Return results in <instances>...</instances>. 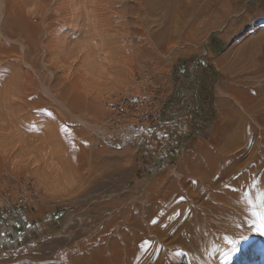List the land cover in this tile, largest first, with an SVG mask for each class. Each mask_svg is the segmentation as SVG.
Listing matches in <instances>:
<instances>
[{"label":"rangeland","instance_id":"374dc122","mask_svg":"<svg viewBox=\"0 0 264 264\" xmlns=\"http://www.w3.org/2000/svg\"><path fill=\"white\" fill-rule=\"evenodd\" d=\"M137 1L116 2L123 11L126 8V15L116 4L115 12L120 10L118 13L130 22H119L122 16L114 15L113 20L118 19L113 24L116 35V30L122 29L119 39L110 40L115 34L110 30L106 36L99 34V42L102 46L108 44L112 51L115 48L116 53L128 51L130 84L145 64L152 68L164 92L153 94L157 98L152 99L150 107L142 103L141 121L119 119L111 125L104 120L110 103L119 94L98 104L85 98L63 73L41 67L40 52L48 43V36L53 38L48 47L63 45L83 30L85 19L74 16L59 20L55 18L56 12L48 23L31 22V27L29 22H23L25 30L22 22H3L5 16L12 18V8L18 2L4 0V11L0 12V80L15 72L29 78L27 94L8 105L4 115L28 138L56 144L57 160L74 167L81 179L71 190L49 193L37 184L40 167L13 172L10 162L0 159V264L95 263L102 249L110 250L114 241L122 239L124 221L130 225L126 226L130 231L144 229L152 239L154 235L147 226L159 214L152 203L174 190L172 205L166 206L159 221L184 209L186 220L173 235L162 237L161 245L146 258V264H264V232L248 227L256 228L257 221L253 206L245 201H250L248 195H252L253 189L244 194V201L239 204L242 216L238 220L229 217L223 208L215 207L210 195L196 202L192 196L199 166L203 164L198 173L204 174L206 169L208 172L209 163L214 160V147L222 148L225 142L221 139L234 140L239 134L243 142L232 146L233 149L227 148L223 154L229 158L241 148L245 151L238 163L229 166L228 181L236 177L248 183L264 181V166L253 168L257 157L264 159V0H226L229 15L222 22V36L206 35L203 28L208 23L203 18L210 16L207 6L213 7L218 0H165L158 10L143 9L141 5L132 10ZM186 7L195 8L196 13L181 27V13ZM129 26L135 30L130 31ZM160 28L175 33L171 40L165 37L157 45L153 33ZM13 30L22 32L19 43L16 37H10ZM193 33L205 35L202 45L195 37L198 34ZM124 37H130L131 42L127 39L129 44L126 43ZM210 40L221 42L217 53L210 50ZM195 60L200 63L194 68V75L189 76L185 65ZM206 62L215 63L211 80L204 78L202 68L207 66ZM143 90L135 87L132 94L141 96L140 100L147 99L150 94ZM61 125L67 131H61ZM219 140L222 147L214 146ZM81 141H87V146ZM118 144L121 146L117 147ZM219 159L222 162L224 158ZM227 163L232 165L231 161ZM261 193L264 186L256 195ZM196 218L201 219L199 233L193 225ZM230 226L240 227L238 234L243 239L229 240ZM218 249V257L211 255ZM178 250V256L168 255Z\"/></svg>","mask_w":264,"mask_h":264},{"label":"clouds","instance_id":"9594fccd","mask_svg":"<svg viewBox=\"0 0 264 264\" xmlns=\"http://www.w3.org/2000/svg\"><path fill=\"white\" fill-rule=\"evenodd\" d=\"M16 7L25 17L38 22L56 12L60 13L56 19L74 16L85 19L83 30L70 41L45 46L40 52L43 69L63 73L66 80L74 81L85 98L98 104L127 90L130 54L127 50L116 53L106 49L98 40L109 19L106 10L110 8V0H18ZM4 8L5 2L0 0V12ZM28 88L29 78L19 72L0 80V159L8 160L13 172L40 167L36 181L46 192L71 190L79 184L81 175L74 167L57 160L58 146L44 139L28 138L4 115L6 107L21 100Z\"/></svg>","mask_w":264,"mask_h":264},{"label":"bare ground","instance_id":"6f19581e","mask_svg":"<svg viewBox=\"0 0 264 264\" xmlns=\"http://www.w3.org/2000/svg\"><path fill=\"white\" fill-rule=\"evenodd\" d=\"M5 1H7V0H5ZM10 1V0H9ZM18 0H15V2H17ZM115 1V0H114ZM118 0H116L115 2H113V0H110V8L109 9H107L106 10V15L109 17V19H108V21H107V24L105 25V27H104V29H103V33H104V35L106 36V32H110V30H112V31H114L113 30V24H114V22H117V21H115V20H118V19H115V20H113L114 18H116V17H114V15H112V13H113V11H116V10H114V8L116 9V6L118 5V4H116V2H117ZM124 1V0H123ZM135 1V0H134ZM129 2V1H128ZM132 2V1H131ZM18 3V2H17ZM17 3H15L14 4V6H15V9L14 8H12V13H11V17L13 18H11V19H9L10 17H8L7 18V16H5V18H4V21L3 22H20V24H22L23 22H29V24H30V26L32 27V23L31 22H38V21H34V20H31V19H29V18H27V17H25L19 10H18V8L16 7V5H17ZM227 3L228 2H226V0H222V1H220L219 2V0L216 2V3H211L212 5L211 6H213V7H209V5L207 6L208 8H210L209 10H208V8H206L208 11H210L209 12V15L210 16H212V17H207V18H203L204 20V22H208L207 23V25L205 26V27H203L204 28V30H205V34L207 33H217L219 36H222L223 34H222V32H221V30L223 29V26H222V22H224L225 21V19H227L226 17L229 15V7H228V5H227ZM116 4V6H114ZM131 5H132V3H130ZM135 4H136V2H135ZM138 4V5H137ZM137 6L135 7V8H132V10L133 9H138V6L140 7V5L141 6H144L143 7V9H147V10H154L155 8L158 10V8L159 7H163L164 5H165V0H138L137 1ZM12 6V5H11ZM121 5H118V7L120 8V10H121V12L123 13V12H125L126 11V8H124V10L125 11H123V9H121V7H120ZM119 8H117V9H119ZM201 8H203V7H201ZM214 8V9H213ZM140 9V8H139ZM161 9V8H160ZM195 9V8H194ZM194 9H189V8H185V9H183L182 10V13H181V19H182V24H181V27L183 26H186V24L188 23V21H187V18L188 17H190V16H192L193 14H195L196 12H195V10ZM200 9V8H199ZM205 9V10H206ZM120 10L118 11V12H120ZM130 10V9H129ZM3 11H4V9H3ZM137 11V10H136ZM135 11V12H136ZM207 11V12H208ZM117 12V13H118ZM138 12V11H137ZM136 12V13H137ZM140 12H141V10H140ZM139 12V13H140ZM207 12H206V14H207ZM129 12L127 11V14H128ZM133 13V12H132ZM131 13V14H132ZM203 13V12H202ZM3 14V13H2ZM56 14H58L59 15V12L58 13H56ZM124 14L125 13H123V16H124ZM130 14V13H129ZM205 14V15H206ZM54 13L52 14V15H50L49 17H47L46 18V20L44 21V22H49V20H51V19H53V17H54ZM126 15V14H125ZM203 15H204V13H203ZM57 16V15H56ZM55 16V17H56ZM116 16H118V15H116ZM120 16H122V14L120 15V13H119V17ZM122 16V18L120 19V21L119 22H123V23H125V22H130V20L127 18V16L126 17H123ZM132 16V15H131ZM194 16V15H193ZM206 16H208V15H206ZM129 17V16H128ZM145 17V16H144ZM70 18V17H69ZM68 18V19H69ZM192 18V17H191ZM82 19H84V18H82ZM0 20H1V18H0ZM59 20H61V19H59ZM140 20H141V17H140ZM140 20H138V21H140ZM190 20V19H189ZM54 21V20H53ZM53 21H50V22H52V24H54L53 23ZM85 20H83V22H84ZM144 21H145V19H143V23H144ZM22 22V23H21ZM55 22V21H54ZM58 22H60V21H58ZM66 22H68V21H66ZM202 22V21H201ZM56 23V22H55ZM123 23H121V24H123ZM24 24L25 23H23L22 25H23V27L22 28H25V30H26V26H24ZM116 24H120V23H116ZM120 24V25H121ZM145 24V23H144ZM26 25V24H25ZM49 25L51 26V24L49 23ZM120 25H119V27H120ZM129 25V24H128ZM12 26V25H11ZM115 26V25H114ZM121 26H123V25H121ZM54 27V26H53ZM52 27V28H53ZM18 28V27H17ZM48 28V25L46 26V30H48L47 29ZM51 28V27H50ZM52 28H51V30H52ZM59 28V27H58ZM61 28V27H60ZM115 28V27H114ZM116 28H118V25H116ZM121 28V27H120ZM119 28V29H120ZM129 28H130V31H133V29L134 28H131L130 26H129ZM129 28H128V30H129ZM187 28H189V27H187ZM57 29V28H56ZM119 29L118 30H116V31H118L119 32V34H121V31H122V29H120V31H119ZM132 29V30H131ZM140 29V28H139ZM144 29V28H143ZM192 29V28H191ZM191 29H189V30H191ZM24 30V31H25ZM45 30V29H44ZM50 30V31H51ZM55 30V29H54ZM135 30V29H134ZM142 30V29H141ZM140 30V31H141ZM184 30H186V28H184ZM194 30V29H193ZM49 31V30H48ZM53 31V30H52ZM60 31V30H59ZM58 31V32H59ZM12 33H11V35H10V37H16L17 39H16V41L17 40H19V37L21 36V31H17V32H15V30H13V31H11ZM27 32V31H26ZM73 32V31H72ZM101 32V33H102ZM129 32V31H128ZM142 32V31H141ZM178 33L177 34H180L181 32L180 31H177ZM196 32V31H195ZM201 32H203L202 30H201ZM34 33V32H33ZM50 33V32H49ZM48 33V34H49ZM52 33V32H51ZM100 33V34H101ZM114 33H115V31H114ZM173 33H175V32H173L172 30H167V31H165V29H162V28H160V29H158L157 31H155L153 34V38L156 40V42H158V44L157 45H159V42H161L165 37L167 38V39H169V40H171V36L173 35ZM204 33V32H203ZM224 33V32H223ZM75 34V33H74ZM119 34H117L116 35V33L114 34V35H112L113 37H111V38H109L110 40L112 39V38H114V39H112V40H115L116 38H118L119 39V37H117V36H119ZM126 34V33H125ZM124 34V35H125ZM129 34H130V32H129ZM128 34V36H130ZM142 34H143V32H142ZM194 34V33H193ZM196 34H198V33H196ZM196 34H194V35H196ZM206 34V35H207ZM23 35H24V33H23ZM26 35V34H25ZM24 35V36H25ZM103 35V36H104ZM116 35V37H114ZM123 35V36H124ZM144 35H146V33L144 34ZM176 35V34H175ZM190 35V34H189ZM193 35V36H194ZM9 36V35H8ZM34 36V35H33ZM53 36V35H52ZM56 36H57V34H56ZM204 34H198L197 36H195L196 38H197V41H198V44L199 45H202V43H203V41H204ZM54 37V36H53ZM34 38V37H33ZM126 40L128 39L129 40V42H131L130 41V37L129 38H126V37H124ZM58 39V38H57ZM125 39H123L122 41H124ZM175 39V38H174ZM25 40H27V39H25ZM98 40H99V38H98ZM105 40V39H104ZM125 40V41H126ZM128 40H127V42L126 43H128L129 44V42H128ZM173 40V39H172ZM28 41V40H27ZM51 41H53V38L51 37V36H48V43L50 42V44H51ZM56 41V40H55ZM99 41H102V40H99ZM118 41V40H117ZM18 42V41H17ZM33 42V41H32ZM105 41H103V43H104ZM171 42V41H170ZM172 42H174V41H172ZM171 42V43H172ZM15 43V42H14ZM19 43V42H18ZM48 43H46V45H44V46H47L48 47ZM54 43V42H53ZM52 43V44H53ZM102 43V42H101ZM155 43V42H154ZM167 43V42H166ZM21 44H22V42H21ZM20 44V45H21ZM118 44H119V42H118ZM168 44V43H167ZM23 45H24V43H23ZM28 45H29V43H28ZM127 45V44H126ZM131 45V44H130ZM50 46V45H49ZM56 46V45H55ZM105 46V45H104ZM103 46V47H104ZM107 46H108V44H107ZM107 46H105V47H107ZM110 46V45H109ZM123 46V45H122ZM161 46V45H160ZM38 47V46H37ZM142 47V46H141ZM155 47H156V45H155ZM45 48V47H44ZM108 48V47H107ZM111 48H112V46H111ZM128 48V47H127ZM143 48V47H142ZM157 48V47H156ZM161 48L163 49V47L161 46ZM109 49V48H108ZM118 49V48H117ZM139 51H141V49H139V48H137ZM137 49H136V51H137ZM143 50V49H142ZM146 50V49H145ZM113 51H115V48H114V50ZM118 51V50H117ZM121 51V50H120ZM133 51V50H132ZM144 52V50L142 51V53ZM24 52H22V54H23ZM22 54H20V55H22ZM17 56V55H16ZM23 57H24V55H23ZM21 59V58H20ZM22 61V60H21ZM26 64H28V63H26ZM131 64V63H130ZM28 66V65H27ZM132 66V65H131ZM134 66V65H133ZM132 66V67H133ZM136 66V65H135ZM29 67V69H30V65L28 66ZM27 67V68H28ZM135 69H136V67H135ZM215 104H216V106H217V108H218V106L220 105V101L217 99L216 101H215ZM225 138V137H224ZM242 138H243V136H242V134H239V135H237L236 136V138L234 139V140H230L229 139V137H226L225 139H221V141L222 142H225V144L223 145V147L221 146V142H220V140L218 141V142H214V146H216V145H218V146H221L222 148H220V149H217V150H215V147H214V149L212 150L213 151V154H211L212 156H213V158H214V160L212 161V163L210 164L209 163V167H208V172H207V169L205 170L206 172L204 173V174H200V173H198V172H201V171H199V169H201L200 167L203 165H201V166H199V168H198V171H197V173H196V175L198 176V178H197V180L196 181H194L193 182V185L195 186L196 185V189H195V192H193V197H194V200H195V202L196 201H198L200 198H202L204 195H207V197H208V195H210V197H208V198H210V199H212V203H213V205L215 206V207H221V208H223L228 214H229V217H232L234 220H238L239 218H241V213H242V209H241V207H239V204L240 203H242L241 201H244V198H243V196H244V194H247L246 192L248 191V190H251V189H253V193H252V195H248L249 197V200L252 202L251 203V205L253 206L254 204H256V198H257V193L259 192V190H263V186H264V181H262L261 183L259 182V181H257V180H253V182H250V183H248V182H246V181H244V179L243 180H239L236 176V179L234 180V181H232V182H230L232 179H230V181H228V175L230 174H228V171H229V166H233V163H238V160L242 157V156H244L243 154H244V152L245 151H243L242 150V148H241V150H239L238 151V153H236L235 151H236V149H235V155H233V156H231V157H229V158H225V157H223V154H224V156H225V152H227V150L229 149V148H231V149H233V147L232 146H236V145H238V144H241L242 142H243V140H242ZM213 144V143H212ZM228 148V149H227ZM227 149V150H226ZM230 149V150H231ZM226 150V151H225ZM225 151V152H224ZM231 153V152H230ZM209 154V153H208ZM231 154H233V153H231ZM226 155H229L230 156V154L228 153V154H226ZM224 158L223 160H222V162L221 161H218V160H220L219 158ZM258 158V163L256 164V162H255V166L253 167V168H255L256 169V166L258 167V166H264V159H262L261 157H257ZM242 159V158H241ZM232 162V165H230L229 163H227V162ZM254 164V163H253ZM205 167V166H204ZM206 167H207V165H206ZM252 167V166H251ZM251 167H249V168H251ZM203 168V167H202ZM232 168V167H231ZM248 168V167H247ZM246 168V169H247ZM253 168H251V169H253ZM259 168V167H258ZM264 168V167H263ZM262 168V170H264ZM205 168H203V170H204ZM239 169V168H238ZM232 170V169H231ZM237 170V169H236ZM247 171V170H246ZM252 171V170H251ZM254 171V170H253ZM252 171V172H253ZM256 171V170H255ZM204 172V171H203ZM233 172V171H232ZM251 172V173H252ZM236 173V172H235ZM240 174V173H239ZM242 174H243V172H242ZM254 174V173H253ZM257 174V173H256ZM206 175V176H205ZM236 175V174H235ZM238 175V174H237ZM241 175V174H240ZM239 175V176H240ZM205 176V177H204ZM238 176V177H239ZM241 176H243V175H241ZM261 177V176H260ZM230 178V177H229ZM232 178V177H231ZM262 178V177H261ZM255 179H256V177H255ZM256 181L257 182H259L260 183V185H256V186H254L255 184H256ZM183 185H185V184H183ZM215 186V187H214ZM174 189V188H173ZM173 189H170V190H173ZM177 191V190H176ZM174 192H175V190L174 191H171V193L168 191V195L167 196H165V198H161V199H159V198H157V199H155V201L152 203V206H153V208H154V210H156V211H158L159 212V214H157V215H155V216H153L152 217V219L149 221V223H148V226H147V229H148V231L149 232H151V233H153V235H154V238H149L148 237V235L146 234V230H144V229H138L137 231H135V232H132V231H130V229L129 228H127L126 226H130L128 223H126V221H124V223H125V230L123 231V237H122V239H118V240H116V241H114L113 242V244H112V247H111V249L110 250H108L107 248H105V249H102L100 252H101V255H99V258L97 259V260H95L96 262L94 263V262H87V263H84V264H146V262L148 261V259H146L149 255H150V253L153 251V250H155V249H158L159 248V245H161V242H162V237L163 236H171V235H173L174 233H175V231H177L180 227H182L183 226V223H184V221L186 220L185 219V214H184V211H185V209L182 211V212H176V213H174L172 216H174L175 218L174 219H169V218H167V219H165V220H161V222L159 221L160 219H161V214L165 211V209H166V206H171L172 205V200H173V198H174ZM181 197V196H180ZM179 197V198H180ZM206 199V198H205ZM245 201L248 203V204H250L249 202H248V200H246L245 199ZM207 202H210L209 201V199L207 200ZM226 203H232L231 205H229V204H226ZM151 206V207H152ZM187 209V208H186ZM177 213H179V215H176ZM244 218V217H243ZM202 219H204V216H203V218ZM153 220H155L156 221V223L155 224H153L151 221H153ZM200 220L201 219H194V229L196 230V231H198V233L199 232H201L200 231ZM246 221V220H245ZM243 224H246L245 222H243ZM250 229H252V230H254L255 228H253L252 226H248ZM240 229V227H236V226H230V228H229V231H230V234H231V238L229 239V240H233V239H243L242 237H239V234H238V230ZM198 239H199V237H198ZM145 240H147L148 241V245H147V247H145V248H141L140 247V245L143 243V241H145ZM172 240H174V236H172ZM220 250L218 249V250H215V251H212V253H211V255H213V254H215L217 257L219 256V254H220V252H219ZM100 254V253H99ZM178 254H180V250H178V252L176 251H174V252H168V255L169 256H173V257H175V256H178ZM259 254V253H258ZM261 257V256H260ZM199 260V259H198ZM200 261V260H199Z\"/></svg>","mask_w":264,"mask_h":264},{"label":"built area","instance_id":"2783aa9c","mask_svg":"<svg viewBox=\"0 0 264 264\" xmlns=\"http://www.w3.org/2000/svg\"><path fill=\"white\" fill-rule=\"evenodd\" d=\"M198 64V60L187 66L186 72L189 76H193L195 65ZM135 87H143V92L148 93L147 99L140 100L141 96H134L132 90ZM147 88V89H146ZM164 88L160 80L153 75V70L148 65L142 64L139 72L136 74L134 81L129 85L126 92L119 94L109 105L110 112L105 118V122L109 124H116L121 119H130L132 121H141L139 114L142 103L145 106L150 107L153 98H157L153 94L162 95Z\"/></svg>","mask_w":264,"mask_h":264},{"label":"snow or ice","instance_id":"6c2138e0","mask_svg":"<svg viewBox=\"0 0 264 264\" xmlns=\"http://www.w3.org/2000/svg\"><path fill=\"white\" fill-rule=\"evenodd\" d=\"M49 115H52V113H48ZM61 131H67V129L61 125L60 127ZM148 131H151V129H149ZM249 144H251L252 140L251 137H249ZM82 144H84L85 146H87V141H81ZM73 147H75V145H72ZM117 147H120L121 145H116ZM72 159H76V157H72ZM180 199H184V197H181ZM249 203H252L251 201H249ZM259 209L258 211L256 209ZM176 215H179V213H177ZM253 215L257 218L256 221V231L259 232H264V193H261L259 196H257L256 198V204L253 205ZM174 216H170L169 219H174ZM153 224L156 223L155 220L151 221ZM29 227H32V225H29ZM2 235V234H0ZM148 245V241L145 240L143 241V243L140 245L141 248H145Z\"/></svg>","mask_w":264,"mask_h":264},{"label":"crops","instance_id":"0c3cea01","mask_svg":"<svg viewBox=\"0 0 264 264\" xmlns=\"http://www.w3.org/2000/svg\"><path fill=\"white\" fill-rule=\"evenodd\" d=\"M209 47H210V50H212V52H215V53H217V51L220 49V47H221V42L220 41H218V40H210L209 41ZM195 62H197V60H195L194 62H189L188 64H186L185 65V68H187V66L188 65H190V64H192V63H195ZM199 63H200V60H198V64H196L195 65V67L196 66H198L199 65ZM206 64H207V66L206 67H204V68H202L203 70L205 69V79H208V80H211V75L212 74H214V72L213 71H215V63L214 62H206ZM201 120V119H200ZM201 121H203V120H201ZM184 135H185V133H184ZM183 137H185V136H183Z\"/></svg>","mask_w":264,"mask_h":264}]
</instances>
